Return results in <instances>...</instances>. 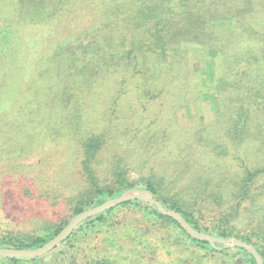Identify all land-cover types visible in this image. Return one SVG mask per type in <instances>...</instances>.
<instances>
[{"label":"trees","instance_id":"trees-1","mask_svg":"<svg viewBox=\"0 0 264 264\" xmlns=\"http://www.w3.org/2000/svg\"><path fill=\"white\" fill-rule=\"evenodd\" d=\"M251 2L253 11L240 14L238 11L243 6L242 0H231L223 5L217 0H0V21L4 22L0 31V64L3 63L5 68H0L2 74L17 59H26L29 63L37 59L32 71L27 74L28 79L32 74L35 77L30 79L33 87L37 82L39 61L43 66V62L51 57L49 55L55 48L56 51L60 50L58 47L62 44L58 40L43 54L35 57L31 52L32 47L39 43L35 40L41 41L42 34L53 29L59 30L70 19L71 22L74 21L73 25L76 21L82 23L79 35L92 50L91 55H82L81 51L76 50H68V54L60 53L62 60L58 66L39 72V75L47 73L50 77V70H56L52 72L53 87L48 88L53 95L44 98L45 115L48 110L56 112L50 116L48 114V118L45 116L47 125L51 121L61 125L63 121V128H68L69 132L85 131L87 134L70 139L80 146L74 154L75 162H79L76 174L87 183L83 189L84 199L77 196L74 204L70 203L73 197L67 198V202L73 205V216L119 197L127 190L145 189L151 191L164 207L179 212L196 230L218 238L235 237L252 244L264 261V201L261 200L264 197V184L259 183L264 175V166H251L244 161V167L234 173H219L215 168L206 167L213 156L208 154L201 158L196 147L179 154L175 158L178 166L171 168L172 170L169 167L172 162H165L158 169L149 165L160 162L151 160L152 155H142L138 158L141 167L136 180L131 178L135 165L131 156L121 157L118 154L110 160L112 170L100 172L95 166L97 162L100 163L98 158L101 151L111 141L108 135H92L87 132L88 128L83 126L84 106L76 108L81 114H76L77 123L72 126L67 124V116L64 114L65 110H69L71 101L75 100L77 87L90 88L107 81L115 84L111 81H114L113 78L118 73L124 74L122 84L134 88V93L143 99L151 101L171 92L179 103L188 105L198 102L199 106L204 101L205 94L214 92V79L217 82L222 79L227 83L228 89L221 93L225 105V123H220L221 129L226 128L238 143L244 142L248 132H257L263 126L258 122V116L264 117V0ZM79 10L84 13L80 15L81 19L78 18ZM34 25H39L40 32L33 36L29 33V28ZM71 27L70 37L78 33L76 30H80L75 26ZM27 48L30 49L29 54L24 58L22 55L26 54ZM209 51H215L216 55L210 57V60L201 58V54L206 55ZM87 56L91 58L88 59ZM212 61L217 76L210 80L206 78V68ZM69 69L74 70L72 80L66 74ZM19 76L15 82L22 86L28 79ZM11 84H14L11 76L0 79L1 86L10 88ZM27 94L26 90L24 94L21 93L22 97H27ZM82 100L80 97L77 103ZM21 108L22 103L18 102L13 115H21ZM34 110L35 105L29 103V115ZM235 112L237 119L233 118ZM251 118L256 121H251ZM139 133L141 135L137 141L141 147L156 148L164 143L162 140L165 134L160 135L161 129L158 127L152 128L149 125ZM35 136L36 133L31 131L30 141L35 140ZM51 137L47 136L45 141ZM34 144L35 142H30L25 152L12 151V154L9 153L4 158L12 160L17 154L29 155ZM50 144L54 149H58L60 145L53 141ZM154 155L156 156L155 153ZM60 157L57 156L56 159L59 160ZM53 158L55 161V157ZM29 168L37 170L34 164H30ZM52 175L56 174L53 172ZM65 175L69 176L67 173ZM109 180L111 183L106 184ZM44 193L50 195L48 191ZM124 209L145 217L150 222L148 231H152L151 228L158 223L174 225L180 231L174 239L175 244L187 242L200 250L222 256L236 252L249 264H256L254 257L241 248L218 250L207 241L192 238L175 220L160 214L154 205L138 200L125 202L83 221L62 244L78 241L80 232H96V229H110L119 236L125 234L127 238H142L144 229L134 223H119V228L114 226V216ZM46 223L44 221L43 224ZM240 223L244 226H240ZM67 224L68 222L60 225L46 224L45 229L50 231L46 236L15 232L0 234V248H39L58 235ZM47 255L36 259H0V263L36 264L43 262ZM104 258L99 264H119L113 260L116 255Z\"/></svg>","mask_w":264,"mask_h":264},{"label":"rangeland","instance_id":"rangeland-1","mask_svg":"<svg viewBox=\"0 0 264 264\" xmlns=\"http://www.w3.org/2000/svg\"><path fill=\"white\" fill-rule=\"evenodd\" d=\"M207 1L214 2V0ZM217 1H220L222 5L231 2V0ZM242 1L243 6L238 12L240 14L251 13L253 11L251 0ZM80 12L81 10L78 11V18L81 19L80 15L84 13ZM73 23L74 21L71 22L70 19L63 27H59V30L53 29L45 35L42 34L41 41L35 40L39 41L36 46L32 47V56L35 57L43 54L58 40H61L62 44L58 47L60 50L56 51L55 48L54 52L49 55L51 57L43 62V66L39 61L37 82L33 87L30 85V79L35 77L32 74L28 79L27 74L32 71L37 59L32 63L25 61L26 59L20 61L17 59L5 73L2 74L0 70V79L11 76L14 82L10 88L0 85V234L15 232L46 236L50 233L45 229L46 224L60 225L64 222L69 224L73 219L71 211L73 205L67 202V198L73 197L70 203L74 202V204L79 196V199L85 198L83 189L87 183L84 178L77 176L79 162L77 164L74 159V154L80 146L70 139L87 134L84 133L85 131L82 133H74L73 130L69 132L68 128H63L65 126L63 121L61 125L59 122L56 124L55 121L47 125L48 120L46 121L45 116L48 118V114L50 116L56 112L48 110L46 111L48 114L45 115L43 112L44 98L53 95L48 88L53 87L52 72L56 70H50V77L47 73L39 75V72H45L46 69L58 66L62 60L60 53L68 54V50H76L81 51L82 55L93 54L88 44L84 43L79 35L83 28L80 25L82 23L78 21L75 25ZM71 26L81 27L72 37H70ZM1 27H4L2 20L0 31H2ZM39 32V25L29 28V33L33 36ZM29 50V48L25 50L26 54L22 55L24 58L29 54ZM214 55H216L215 51H209L206 55L201 54V58L210 60L212 59L210 57ZM3 66V63L0 64L1 69H5ZM206 70V78L211 80L217 76L213 61ZM73 72V69H69L66 73L71 80ZM118 74L113 78L114 81H111L115 84L109 81L102 83L101 80V85L96 84L90 88L89 86L77 87L78 92L74 93L76 101H71L69 110L64 112L65 117L67 116V124L72 126L77 123V115L81 114V111L78 113L76 108L84 106L83 126L88 128L87 132L92 135L99 133L108 135L111 141L101 151L100 158H98L100 163L97 162L95 166L100 172L111 171L113 164L110 160L118 154L121 157L131 156L132 161L135 162L131 178L136 180L141 167L138 158L142 155H152L151 160L160 162L159 164L152 162L149 166L154 165L161 169L165 162L170 161L172 162L170 169H175L178 166L175 158L182 152L185 153V150L191 151L196 147L199 149L201 158L208 154L213 156L210 162L206 163V159L204 160L206 167L215 168L216 171H220L219 173L227 171L234 173L240 167L241 169L244 167V161L251 166L256 165L260 168L264 166V117L258 116L260 119L258 122L263 126L257 132H248L242 143H238L236 137L233 138L226 128L221 129L220 123L225 118V105L221 93L228 89L224 80L217 82L214 79L216 82H214V92L205 94L204 101L199 106L198 102L188 105L181 104L171 92L162 94L159 99L151 101L143 99L134 93V88L127 87L125 83L123 85L124 74ZM17 76L28 80L20 86L15 82ZM25 90L28 96L22 97L21 93L24 94ZM79 96L83 98L81 103H77ZM18 102L22 103L23 113L15 116L13 109ZM29 103L36 107V110L31 111V115L27 111ZM233 114V118L237 119L236 112ZM149 125L152 128H160V135L165 134L162 140L164 143H160L159 147H141L137 141L141 135L140 130H145ZM31 131L36 133L33 141H30L32 140L30 139ZM47 136L52 137L47 138L49 140L46 142ZM50 141L60 143L58 149H54ZM30 142H35V144L29 155L17 154L12 160L4 158L9 153L12 154V151L25 152ZM59 153L61 155H58ZM57 156H61L59 160L56 159ZM39 162L44 163L39 164ZM30 164H34L37 170L30 169ZM53 172L56 175H52ZM66 173L69 176L65 175ZM109 183H111L110 180L106 182V184ZM259 183L264 184V175L261 176ZM44 191H48L50 195H46ZM261 200L264 201V197ZM42 220L47 223L43 224ZM113 220L117 228H119V223H134L135 226L143 228L142 238L135 239L128 235L127 238L125 234L119 236L110 229L104 231L96 229V232L90 233L80 232L78 241L60 244L46 256L43 262L36 264H99L105 259L104 256L109 255H116L113 260L119 264H249L243 256L236 252L229 256H222L208 250H200L187 242L175 244L174 239L180 233L178 228L174 225L165 226L158 223L151 228L152 231H148L147 226L150 222L138 212L133 213L129 209L118 212ZM240 226L244 224L240 223ZM152 236L157 237L152 238Z\"/></svg>","mask_w":264,"mask_h":264},{"label":"water","instance_id":"water-1","mask_svg":"<svg viewBox=\"0 0 264 264\" xmlns=\"http://www.w3.org/2000/svg\"><path fill=\"white\" fill-rule=\"evenodd\" d=\"M141 201L154 205L160 214L168 216L175 220L189 236L194 239L204 240L211 244L215 249L223 248H241L251 254L256 264H264L263 258L259 251L252 245L238 238H218L204 232H200L193 228L191 224L176 210L167 209L155 198L154 194L149 190L132 189L125 191L121 196L109 199L103 204L82 211L75 215L69 224L52 240L36 249H16V248H0V259H36L47 255L56 249L60 244L67 240L74 230L85 220L100 215L110 209H113L125 202Z\"/></svg>","mask_w":264,"mask_h":264}]
</instances>
